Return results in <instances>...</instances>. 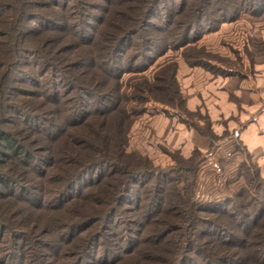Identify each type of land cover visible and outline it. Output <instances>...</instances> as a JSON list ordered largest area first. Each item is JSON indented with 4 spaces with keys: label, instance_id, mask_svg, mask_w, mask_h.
Returning <instances> with one entry per match:
<instances>
[{
    "label": "rangeland",
    "instance_id": "obj_1",
    "mask_svg": "<svg viewBox=\"0 0 264 264\" xmlns=\"http://www.w3.org/2000/svg\"><path fill=\"white\" fill-rule=\"evenodd\" d=\"M0 1L13 3L12 0ZM29 2L30 6L26 9L25 19L19 22L22 23L26 32L30 31L33 34L36 30L35 36L38 38L36 46L35 41L19 44L17 48L14 43L15 48L9 50H4L0 46L2 60L9 62V73L5 71L4 74L7 77L4 91L9 96L8 100L11 104L4 117L1 118L0 126L15 135L17 144L18 126L19 129L25 130L20 136L28 135L29 139H36L37 143L32 146L33 149L31 148L34 150L35 148H46L49 143L45 139L40 140L36 133L26 130L21 123L18 124V120L36 125L46 124L44 120H37L34 117L40 115L36 110L38 105L35 101V96L38 94H40L39 100L44 101L42 104L44 113L41 115L46 116L44 118H51L52 123L55 124L52 128L53 134L68 130L67 133L72 137L75 134L84 133L85 128L79 124L84 114L80 117V121L75 122L74 127H68L66 125L68 121L63 118L66 113L64 107L54 105L53 98L49 99L50 90L54 91L55 98L59 100L69 99L72 94H75L65 79L64 71L60 70V67L67 65L65 57L60 56L62 58L58 64L48 66L51 60L45 57V54L50 50L47 45L49 41L45 40L41 43L43 36L49 38L53 33L62 35L66 33L62 12L52 9V5L56 4L60 9H69L71 16L79 15L86 21L90 25H84L89 32L87 34L89 37L94 35L99 28L101 29L100 20L107 15L110 7L108 0H29ZM45 3L55 12L47 14L43 11L41 13L42 7L40 6ZM116 7V9H122L120 5ZM179 11L181 12L178 13ZM171 20L177 21V27L165 36L164 33L158 31V28L166 25L173 27V24L168 23ZM183 20L192 23L188 37L178 47L168 46L169 41L174 44L182 35ZM150 22L151 25L125 40L118 63L115 62V66L122 67V70L126 66H130L132 70L142 69L121 72L118 83L119 93L133 100L127 103L128 110L131 112L133 109L140 110L137 114L132 112V122L124 143L126 151L138 154L135 155V159L141 161V166L137 167L138 171L145 173L142 169V163H144L146 164L144 170L148 172L131 181L129 192L123 197L114 220L117 223L121 218L132 216V212L129 211L136 208L134 205H137L138 197H143L146 189L149 194L152 187L158 186L159 189L155 192L159 194L157 198L159 204L153 207L154 212L146 217H140L138 225L126 224L128 229L120 230L124 237L123 244L131 245L134 249L137 246L134 255L139 256L140 262L146 264L151 259H163L162 257L160 259L151 257L161 256L158 244L165 243L169 238L171 240L176 238V235L168 233H163L164 236L161 237L158 232L162 215L158 210L169 205L181 214H188L191 220L194 211L201 210L198 216L203 218L205 224H208L209 220L214 219L216 215L220 216L221 210L230 211L233 206L236 207L237 203L243 200L244 204L240 210L246 215L241 217L242 224L250 226L252 218H258V222H264V212H262L264 210V176L242 142L226 127L230 118L220 119L214 129L212 118L208 114L215 101L211 99L209 92L204 91V85L208 83V80L215 75L224 76L230 73L229 69L236 70L235 73L248 75L247 77L250 78H254V75L258 73L264 76V64L259 68H255L254 65L256 59H260L261 56L264 58V0H159ZM162 35L166 39V44L160 46L164 50L157 54L154 51L157 48L152 51V42L154 43ZM142 37H147L150 41L151 44L146 43L150 46V51L134 45L135 43L140 44ZM79 52L82 54L81 50ZM83 54V57H87L85 49ZM129 58L132 60L131 64H128L127 59ZM84 59L81 68L85 70L84 75H86L89 70H92L89 65L92 62ZM171 67L174 69V77L178 84V95L176 96L173 95L169 84L168 74ZM144 77L152 84L151 87L159 86L161 90L144 89L143 97L139 98L142 95L139 87L142 86L141 82ZM250 78L240 82V78L234 76L232 80L236 82V88L242 85L246 88L250 84L248 83ZM90 83L92 89L95 87L102 91L110 88L100 79L95 83L94 81ZM144 96L150 97L149 100L145 101ZM231 97L239 103V97ZM84 98L86 103L83 109L87 110L86 116L92 110L93 98L88 95ZM23 109L30 111L28 114L31 115H22ZM80 111L83 110L80 109ZM70 120H72L71 117ZM93 127L95 128L96 125ZM96 128L95 130H98ZM33 152L37 154L35 150ZM12 156L8 153L7 157L2 160L0 158V175L8 183L7 188L0 184V258L4 261L3 264H18L20 245L24 246L30 242L26 251H32V247L36 249V245L33 246L32 243L34 237L40 236L37 220L42 222L54 217L50 216L49 211H42V208H36L29 201L37 200L38 196H42L44 204L55 205L59 200L65 199L64 197L58 198L54 194L42 195L34 189L35 185L30 180L34 176L29 172L23 174L20 171V173L16 160L18 155L14 162L10 161ZM109 170L108 166L92 170L78 182L72 193H84L87 190V183L96 179L97 173H106ZM153 172H157L158 176L155 177ZM175 183H178L177 189H170V185ZM170 190L181 194L176 197L175 195L169 196L172 200L168 205L167 203L161 204V201L165 202L168 197L165 192H170ZM10 193L11 195H8ZM242 193L244 194L243 199L238 196ZM21 194L28 195L26 196L27 201H22L18 197ZM138 210L137 208L134 212ZM57 212L63 214L64 211L57 210ZM139 212L143 213V210L140 209ZM152 215L156 218L154 222L158 219L159 221L147 228L142 227V222L153 217ZM201 224L202 222L199 224L200 232L197 240L195 236L192 237L191 245L193 246L197 244L196 241L203 242L210 237L208 233L205 234L207 232L205 230H211L214 235H224L215 231L209 224ZM63 226L55 224L54 228L41 229L40 239L43 238L46 244L48 239H51L50 244H57L58 240L63 238ZM251 228L253 227H250V230ZM232 232L242 235L236 229ZM163 247L164 249L160 251L165 255L168 252V256H171V246L168 244ZM42 250L48 254L42 260L46 261L44 264H49L50 253L46 251L47 249ZM174 252L173 250V254ZM204 253L205 251L201 255ZM92 254L99 256L97 251H93ZM188 255L190 256L188 259H192V252ZM197 258L195 261H198ZM192 263L190 260L185 261V264Z\"/></svg>",
    "mask_w": 264,
    "mask_h": 264
},
{
    "label": "trees",
    "instance_id": "obj_2",
    "mask_svg": "<svg viewBox=\"0 0 264 264\" xmlns=\"http://www.w3.org/2000/svg\"><path fill=\"white\" fill-rule=\"evenodd\" d=\"M12 1L13 3L11 4L0 1L1 48H4V50L13 49L15 48L14 43L17 48L19 44L21 45L28 41H35L34 44L36 46V41L38 40L35 36L36 30L33 34L30 31L26 32L22 27V23L19 22L25 19L26 9L30 6L29 0ZM158 1L108 0L110 8L107 15L100 20L102 27L90 37L89 35L87 36L89 32L84 27V25H90L81 19L79 15L71 16V10L60 9L56 4L52 5V9H58L62 12L66 33L64 34L65 36L54 33L49 38L43 36L41 43L45 40L49 41L47 45L50 50L46 52L47 56L45 54V57L51 60L50 64H47L48 66L58 64L62 58L60 56L65 57L67 65L65 64L63 68L60 67V70L64 71L65 79L70 84L71 90L75 91V94H72L69 99L59 100L55 98L56 94L54 91L50 90L49 99L53 98L52 103L54 105L64 107L66 113L63 118L68 121L66 124L68 127H74L76 125L75 122H78L77 120L80 121V117L83 114L85 116L87 111L83 109L84 103H86L85 95L92 96L93 106H91L92 110L85 117L83 116L79 123L82 128L85 127L84 133L75 134L72 137L67 133L68 130L63 133L53 134L52 128H54L55 124L52 123L51 118H44L46 116L41 115L44 113L42 108L44 101L39 100L40 94L36 95L35 101L37 102L36 105H38L36 110L40 115L34 117L37 120H44L47 125H36L26 121L22 122L21 120H18V124L21 123L26 130L36 133L40 140L45 139L49 143L46 148H35L34 150L37 154L32 150V146L37 143V140L29 139L28 135L20 136L25 130L19 129L18 126L19 140L17 144L15 135L0 126L1 160L7 157L8 153H11L13 156L10 161H18L19 172L22 171L23 174L29 172L34 176V178L30 179L35 185L33 186L34 189L42 193V195L54 194L58 198H65L62 201L59 200L55 205L44 204L42 196H38L37 200L29 201L36 208H42V211H49L50 216L54 217L42 222L37 220L40 236L38 238L34 237L32 243L37 248L34 249L32 247V251L27 252L26 247L30 245V242L24 246L20 245L18 248V264H44L46 261L42 259H45L48 254L42 250L43 248L50 253L49 264H146L141 263L139 256L134 255L137 246L134 249L131 245L123 244L124 237L120 230L128 229L125 226L126 224L138 225L140 217H146L149 213L154 212L153 207L159 204L157 201L159 194L155 192L159 189L158 186L152 187L149 191L150 193L148 192L149 194H147L146 189L143 197H138V203L134 205L136 208L129 211L132 212V216L121 218L117 223L114 220L123 197L129 192L131 181L148 172L144 170V167H146L144 163H142V169L145 173L138 171L137 167L141 166V161L135 159L137 153L126 151L124 143L132 122V112L137 114L140 110L133 109L132 112L128 110L126 107L127 103L133 100L127 95L124 96L119 93L120 86L118 83L121 72L139 71L142 69L132 70L130 66H126L122 70V67L115 66V62L118 63L125 40L146 26L151 25V17L154 16ZM46 4L40 6L42 7L41 13L43 11V13L47 14L55 12ZM119 5L122 6L121 10L116 9V6ZM49 19L52 20V18ZM173 21L168 22L169 25L173 24V27L160 26L158 31L168 36L170 31L177 27V21ZM182 23V35L177 38L174 44L169 41L168 46L178 47L185 42L184 40L191 31L190 25L192 23H188L186 20H183ZM52 26L55 25L52 24ZM163 35L158 37L154 43L152 42V51L157 48L154 50L157 54L164 50L160 48L166 41ZM64 39L68 40L65 41ZM58 40H60V44H58ZM62 40H64L63 44ZM146 43L151 44L147 37H142L140 44L135 43L134 45L150 51L151 48ZM84 49L87 51L88 58L83 57ZM80 50L82 54L79 52ZM2 57L0 55V121L4 117L7 108L11 105L8 100L9 96L4 91L5 80L7 79L4 74L5 71L7 74L9 73V62L2 60ZM84 58L92 62L89 64L92 70H89L86 75H84L85 70L81 68L83 67L82 63L85 61ZM127 60L128 64L132 63L130 62L132 61L131 58ZM173 72L174 69L171 67L168 77L172 93L176 96L178 95V84ZM2 76L4 77L1 78ZM98 79L107 83L111 89L108 88L101 91L93 87V90L90 87V82L94 81L95 83ZM141 84L139 92L142 95L139 98L143 97L145 90H161L159 86L151 87L152 84L149 83L146 77H144ZM114 86H116L115 89L113 88ZM149 98L146 96L144 100L148 101ZM80 109L83 111H80ZM28 112L30 111L23 109L22 115H31ZM70 117L72 120H70ZM94 125H96L98 130H95L96 127L94 128ZM16 155H18V159L15 158ZM105 166H108L109 172L97 173L96 179L87 183V190L84 193H78L79 195L72 193L74 187L76 188V185L83 177L92 170ZM157 174V172H153L155 177L158 176ZM60 182L63 184L61 185ZM54 183H57L56 186ZM0 184L5 185L6 188L8 187L7 180L2 175H0ZM248 184L251 185L249 182ZM177 187L178 183H175L171 184L169 188L175 190ZM22 189L24 190L25 188ZM171 192V190L170 192H165L168 197H166L165 202L162 200L161 204L167 203L168 205L172 200L169 196L175 195L174 197H176L181 194L180 192ZM8 195H11V193ZM243 195L242 193L238 196L243 199ZM21 196L19 195L18 197L22 201H27L26 196L28 195L21 194ZM243 204L244 202L241 200L230 211L221 210L220 216H215L214 219L216 220H209L208 224L215 231L224 234L223 236L214 235L211 230H205L207 231L205 234L208 233L210 237L203 242L196 241L197 244H194V246L191 245L193 242L192 237L195 236V240H197L200 232L199 224L202 222V224L208 225L207 223L205 224L202 217L198 216L201 210L196 209L194 211L193 222H191L192 220L188 214H181L172 205L158 210L162 214L161 223L158 225L160 229L158 231L160 232L159 236L163 237L164 234L168 233L176 235V238L174 240L169 238L165 243L158 244L161 256L154 255L151 258L160 259L162 257L163 259H151L150 262L149 260L147 261V264H185L187 260L193 262L192 264H264V222H258V218H252L250 226H245V223L242 224L241 217L246 215L245 212L240 210ZM137 208L139 210L142 209L143 213L139 212V210L135 213L134 211ZM57 210L64 212L63 214H58ZM154 217L142 222L141 226L147 228V226L149 227L151 224L158 222L159 219L154 222L156 220ZM261 218L262 214L260 215ZM55 224L64 225L63 238L59 239L55 245L50 244L51 239H48L49 241L46 244L43 238L40 239L42 236L40 230L48 229L49 227L54 228ZM250 227L253 228L250 230ZM233 229H236L242 235L233 233ZM168 244L171 246V256H168V252L165 255L160 251L164 249V245ZM173 250L175 251L174 254ZM93 251L99 252V256L93 255ZM201 251H205V253L201 255ZM189 252H192L193 257H199V259L197 258L199 262L195 261L196 258L194 259L193 257L188 259L190 257L188 255ZM3 263L4 261L0 258V264Z\"/></svg>",
    "mask_w": 264,
    "mask_h": 264
},
{
    "label": "crops",
    "instance_id": "obj_3",
    "mask_svg": "<svg viewBox=\"0 0 264 264\" xmlns=\"http://www.w3.org/2000/svg\"><path fill=\"white\" fill-rule=\"evenodd\" d=\"M262 64L263 56L256 59L254 65L259 68ZM229 70L231 74L215 75L204 85V91L209 92L216 103L209 109L208 115L212 118L214 129L220 119L230 118L226 127L242 142L264 176V76L258 73L250 78L240 72L235 73L236 70ZM234 76L240 78V82L250 78V84L246 88L243 85L236 88V82L232 80ZM231 96L239 97V103Z\"/></svg>",
    "mask_w": 264,
    "mask_h": 264
}]
</instances>
